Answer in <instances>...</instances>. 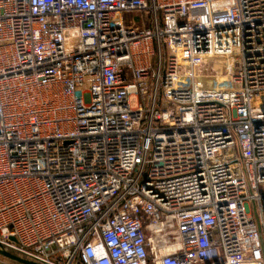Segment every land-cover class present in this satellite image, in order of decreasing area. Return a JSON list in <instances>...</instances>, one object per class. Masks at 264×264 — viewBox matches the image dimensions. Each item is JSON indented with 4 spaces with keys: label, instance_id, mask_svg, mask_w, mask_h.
I'll return each instance as SVG.
<instances>
[{
    "label": "built area",
    "instance_id": "obj_1",
    "mask_svg": "<svg viewBox=\"0 0 264 264\" xmlns=\"http://www.w3.org/2000/svg\"><path fill=\"white\" fill-rule=\"evenodd\" d=\"M0 245L264 264V0H0Z\"/></svg>",
    "mask_w": 264,
    "mask_h": 264
},
{
    "label": "water",
    "instance_id": "obj_2",
    "mask_svg": "<svg viewBox=\"0 0 264 264\" xmlns=\"http://www.w3.org/2000/svg\"><path fill=\"white\" fill-rule=\"evenodd\" d=\"M14 240V239H13ZM0 256L11 260L13 262H17L18 264H38L32 261H29L27 259H23L17 255L12 254L11 252H9L8 250H6L3 246L0 245Z\"/></svg>",
    "mask_w": 264,
    "mask_h": 264
},
{
    "label": "rangeland",
    "instance_id": "obj_3",
    "mask_svg": "<svg viewBox=\"0 0 264 264\" xmlns=\"http://www.w3.org/2000/svg\"><path fill=\"white\" fill-rule=\"evenodd\" d=\"M126 22H127V24L129 23V21L131 20V21H136L137 23L138 22H140V16H139V14L138 13H130V14H127L126 15ZM132 105L135 107V106H137V101H136V99L135 98H133L132 99Z\"/></svg>",
    "mask_w": 264,
    "mask_h": 264
}]
</instances>
